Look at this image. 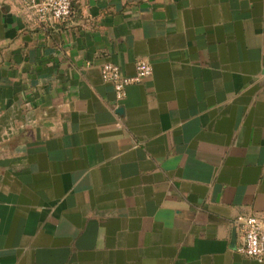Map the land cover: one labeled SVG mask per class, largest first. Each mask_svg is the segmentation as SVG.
Instances as JSON below:
<instances>
[{"label":"crops","instance_id":"0c3cea01","mask_svg":"<svg viewBox=\"0 0 264 264\" xmlns=\"http://www.w3.org/2000/svg\"><path fill=\"white\" fill-rule=\"evenodd\" d=\"M152 75L116 100L100 76ZM264 0H0V264H264ZM234 230V232H233Z\"/></svg>","mask_w":264,"mask_h":264},{"label":"built area","instance_id":"2783aa9c","mask_svg":"<svg viewBox=\"0 0 264 264\" xmlns=\"http://www.w3.org/2000/svg\"><path fill=\"white\" fill-rule=\"evenodd\" d=\"M22 7L32 14L39 23H54L65 21L72 13V0H18ZM152 75V66L148 61L137 60L135 73L125 75L119 66L106 61L100 66V76L104 82L113 86L116 100L126 97L130 84L141 82ZM241 231L242 243L238 251L246 256L263 261L264 229L261 221L253 215L241 216L236 220Z\"/></svg>","mask_w":264,"mask_h":264},{"label":"water","instance_id":"95a60500","mask_svg":"<svg viewBox=\"0 0 264 264\" xmlns=\"http://www.w3.org/2000/svg\"><path fill=\"white\" fill-rule=\"evenodd\" d=\"M233 232H234V230H233Z\"/></svg>","mask_w":264,"mask_h":264}]
</instances>
